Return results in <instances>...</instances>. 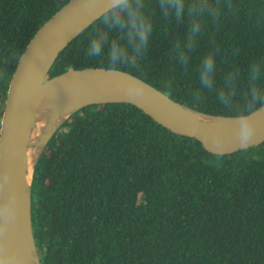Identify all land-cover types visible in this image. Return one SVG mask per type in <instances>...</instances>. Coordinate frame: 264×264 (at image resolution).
Wrapping results in <instances>:
<instances>
[{
	"label": "trees",
	"instance_id": "trees-1",
	"mask_svg": "<svg viewBox=\"0 0 264 264\" xmlns=\"http://www.w3.org/2000/svg\"><path fill=\"white\" fill-rule=\"evenodd\" d=\"M68 0H0V49L16 60L0 79V117L15 63L33 33ZM154 2V0H153ZM210 28L187 71L170 57L184 28L157 15L141 64L145 82L199 111L235 115L199 89L209 40L221 47L217 80L264 54V0ZM95 19L53 60L47 76L106 67L86 58ZM121 70H124L121 68ZM30 213L40 264H264V140L215 162L194 137L174 133L131 103L84 105L54 131L33 170Z\"/></svg>",
	"mask_w": 264,
	"mask_h": 264
},
{
	"label": "water",
	"instance_id": "water-1",
	"mask_svg": "<svg viewBox=\"0 0 264 264\" xmlns=\"http://www.w3.org/2000/svg\"><path fill=\"white\" fill-rule=\"evenodd\" d=\"M94 20L82 0H68L30 37L8 81L0 117V170L7 167L10 171L5 194L15 193L16 212L2 238L20 254L18 264H40L30 213L34 166L54 131L80 107L91 103H131L168 130L190 137L194 136L187 132L188 123L192 113H198L206 125L202 127L209 128L205 131L222 132L227 144L225 153L264 140V110H255L254 137L242 147L233 137L234 115L199 111L171 99L147 82L150 91L140 99H129L117 88L115 76L106 67L69 68L48 77V69L61 49Z\"/></svg>",
	"mask_w": 264,
	"mask_h": 264
},
{
	"label": "clouds",
	"instance_id": "clouds-1",
	"mask_svg": "<svg viewBox=\"0 0 264 264\" xmlns=\"http://www.w3.org/2000/svg\"><path fill=\"white\" fill-rule=\"evenodd\" d=\"M91 18L99 25L91 34L86 58L107 62V72L115 76L117 88L129 99L142 98L150 89L141 74V64L152 40L156 17L159 15L183 27L170 50L171 59L185 71L191 64L192 53L210 28H219L225 16L233 14L238 5L232 0H82ZM208 51L197 69L199 89L193 98L199 101L202 92L215 95L218 104L236 114L234 140L242 147L248 145L255 134L256 109L264 110V54L250 58L242 74L239 68L226 72L221 82L217 80V60L220 45L209 40ZM16 60L11 49H0V79L7 75L8 67ZM123 68L125 71H120ZM192 113L187 132L197 137L215 162L224 155L227 144L220 130H211ZM3 143L0 142V151ZM10 177L7 167L0 170V264H18L20 254L8 247L2 235L16 212L15 193H6Z\"/></svg>",
	"mask_w": 264,
	"mask_h": 264
}]
</instances>
